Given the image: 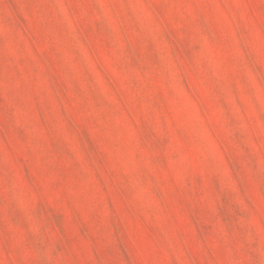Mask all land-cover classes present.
<instances>
[{
	"label": "rangeland",
	"instance_id": "rangeland-1",
	"mask_svg": "<svg viewBox=\"0 0 264 264\" xmlns=\"http://www.w3.org/2000/svg\"><path fill=\"white\" fill-rule=\"evenodd\" d=\"M0 264H264V0H0Z\"/></svg>",
	"mask_w": 264,
	"mask_h": 264
}]
</instances>
